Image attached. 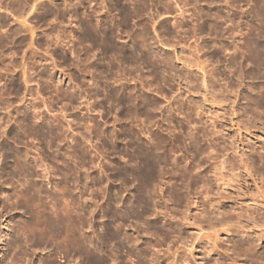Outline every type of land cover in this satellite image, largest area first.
<instances>
[{
	"label": "rangeland",
	"instance_id": "1",
	"mask_svg": "<svg viewBox=\"0 0 264 264\" xmlns=\"http://www.w3.org/2000/svg\"><path fill=\"white\" fill-rule=\"evenodd\" d=\"M0 264H264V0H0Z\"/></svg>",
	"mask_w": 264,
	"mask_h": 264
}]
</instances>
